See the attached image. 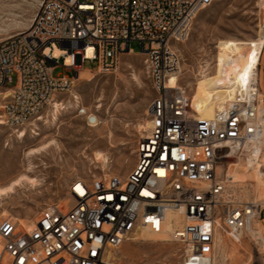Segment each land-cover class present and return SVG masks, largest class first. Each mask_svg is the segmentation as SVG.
Masks as SVG:
<instances>
[{
  "label": "built area",
  "instance_id": "1",
  "mask_svg": "<svg viewBox=\"0 0 264 264\" xmlns=\"http://www.w3.org/2000/svg\"><path fill=\"white\" fill-rule=\"evenodd\" d=\"M215 1L42 0L29 29L0 41V92L11 91L0 116L10 129L68 92L84 62L115 73L120 56L134 53L131 42L146 56L154 92L145 113L151 126L137 141L132 170L73 180L67 204L46 205L32 224L1 220L0 264H117L115 253L143 229L164 231L169 211L183 219L170 233L181 264H214L217 231L245 238L264 206L227 171L239 157L257 160L263 151L264 45L250 90L212 120L193 108L195 77L168 85L180 67L174 45ZM61 64L74 76L53 77ZM253 251L254 264H264V240L255 239Z\"/></svg>",
  "mask_w": 264,
  "mask_h": 264
},
{
  "label": "rangeland",
  "instance_id": "2",
  "mask_svg": "<svg viewBox=\"0 0 264 264\" xmlns=\"http://www.w3.org/2000/svg\"><path fill=\"white\" fill-rule=\"evenodd\" d=\"M40 1L0 0V41L27 29ZM260 2L216 0L196 16L189 36L174 45L183 68L179 75L182 85L198 77V71L207 64H210L208 71H213L220 38L257 37L264 22ZM130 48L134 53H123L118 70L112 74L98 72L95 63L84 62L72 88L55 98L60 104L58 107L47 106L18 129L0 124V188L22 175L36 181L35 187L13 188L0 195V221L6 218L3 214L22 222L33 221L46 205L67 203L65 196L73 180H88L95 174L126 176L132 170L137 141L144 134L140 126L147 122L145 113L154 92L149 64L140 53V44L131 42ZM64 74L74 76L62 64L52 71L55 78ZM202 98L196 85L195 109ZM83 110L87 113L82 114ZM90 114L99 118L98 127H89ZM97 154L106 163L97 161ZM257 185L260 197L264 194V179L257 177ZM254 222L255 229L264 235V209L260 219ZM260 232H251V236L256 238ZM251 236L243 239L217 231L214 264H254L255 238ZM167 240L165 234L155 236L142 231L137 238L122 245L115 253V260L117 264H181L180 245Z\"/></svg>",
  "mask_w": 264,
  "mask_h": 264
},
{
  "label": "bare ground",
  "instance_id": "3",
  "mask_svg": "<svg viewBox=\"0 0 264 264\" xmlns=\"http://www.w3.org/2000/svg\"><path fill=\"white\" fill-rule=\"evenodd\" d=\"M260 6L264 10V0H261ZM29 27L27 29H29ZM263 45H264L263 25L261 26V29L259 30L256 38L237 39L234 37H223L217 41L216 53L213 59V71L212 72L208 71V67H210V64H207L206 67L204 66L201 67V70L198 71L197 74L198 77H196L198 78L196 81L197 89L203 95V98L201 99L200 103L197 104L196 109L194 107L193 108L198 112V117L200 119L203 120L214 119L217 111L226 108L230 104V102H232L235 99L238 93L245 94L250 90V79L257 69V65L260 60V55L262 52ZM60 54L61 52L56 48L54 50V56L58 57ZM72 64H73L72 58L67 57L65 59V65L71 66ZM182 71L183 68L180 64L179 72L176 75L170 77L168 81L169 86L173 87L176 85L177 81L179 80V75L182 73ZM6 91L7 92H2V91L0 92V97H2V101L6 100L11 93L9 89H7ZM49 105L51 107L56 108L60 104L56 103L54 98ZM192 105H193V101H192ZM262 112L264 115V100L262 103ZM86 113H87L86 110L82 111V114H86ZM40 119L41 117L36 119L35 121H39ZM87 121L89 122V127L92 128H96L101 124L99 118L93 114L89 115ZM104 123L106 124V126L108 125L107 122ZM0 124L4 125L1 116H0ZM150 126L151 123L147 119L145 125L140 126V128H143L144 132H146ZM19 132L20 131H15V133H19ZM23 136L24 133H21L20 137ZM263 156H264V146H263L262 154L259 159L253 160V159H243L242 157H239L236 160V163L230 166L227 171V174L234 181L239 182L241 185L250 188L251 194L249 195L248 193V196H250L255 201L259 202L261 206L264 205V194L262 190L261 194L263 195L259 197L260 189L257 185V177H259L260 179L262 178V180L264 179V170H263L264 158L261 159ZM95 158L97 161L106 163L105 158L100 154H97ZM103 175L108 176L111 174H103ZM35 185H36V181L33 178L28 177L27 175H22L19 178L11 181L8 184V186L4 188L3 187L0 188V195L1 194L4 195V193L7 190H12L13 188H19L22 186L35 187ZM61 203L63 205L67 204L65 202H61ZM3 215L6 218H13L10 217V215L8 214H3ZM33 222L34 220L28 222H22V223L32 224ZM165 223H166L165 229L159 235H163V234L167 235L168 236L167 241H170V233L174 228L180 227L182 225L183 219L176 212L169 211L166 213ZM254 223L255 222H253L251 227H249V229L247 230L246 236L248 235L251 236V232H256V233L260 232V229L257 230L255 229L257 227L256 226L257 224ZM253 224L255 225V227L253 226ZM142 231L149 232L155 236L157 235L148 229H143ZM260 233H261L260 235L256 234V238L253 236L251 237L255 239L264 240L263 231ZM234 237L243 238L241 235ZM114 259H115V255H114Z\"/></svg>",
  "mask_w": 264,
  "mask_h": 264
}]
</instances>
